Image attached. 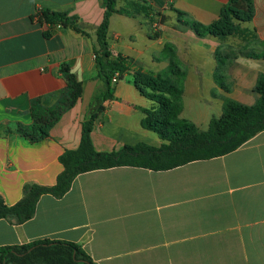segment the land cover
I'll list each match as a JSON object with an SVG mask.
<instances>
[{
	"label": "crops",
	"instance_id": "obj_1",
	"mask_svg": "<svg viewBox=\"0 0 264 264\" xmlns=\"http://www.w3.org/2000/svg\"><path fill=\"white\" fill-rule=\"evenodd\" d=\"M137 1L118 0L117 9ZM144 1L167 22L155 27L143 14L115 13L110 48L132 59L133 71L182 84L180 118L198 129L206 122L209 128L208 111L186 116L188 109H199L204 94L218 118L225 98L257 103L264 59L245 55L264 52V0H251L254 15L248 26L260 48L255 52L231 48L232 37L199 38L174 11L210 25L231 0ZM46 11L76 18L86 34L41 22L37 14ZM104 14V0H0V196L9 207L31 185H56L64 170L60 157L81 144L82 123L95 93L103 89L95 48ZM155 30L158 38H152ZM63 66L83 84L82 98L49 138L31 143L17 128L33 124V100L58 103L67 85ZM150 101L132 74L119 80L92 133L96 150L146 143L151 137L143 128L144 110L155 106ZM156 143L146 144L159 147L161 139ZM45 240L80 245L97 264H264V132L231 154L169 171L118 167L85 173L63 198L43 195L31 220L0 219V248Z\"/></svg>",
	"mask_w": 264,
	"mask_h": 264
},
{
	"label": "trees",
	"instance_id": "obj_2",
	"mask_svg": "<svg viewBox=\"0 0 264 264\" xmlns=\"http://www.w3.org/2000/svg\"><path fill=\"white\" fill-rule=\"evenodd\" d=\"M117 1L104 0L105 14L97 29L95 48L97 72L103 82V89L95 93L90 110L82 123L79 148L66 151L60 157L64 170L58 176L56 185L52 187L31 185L25 189V197L11 207L7 206L0 196V219L15 220L19 224L31 220L43 195L63 198L71 190L76 178L85 173L118 167H138L154 172L169 171L195 161L211 160L231 154L264 132V74L260 76L255 87L259 98L254 106L225 98L222 116L212 118L207 131L199 130L195 124L187 120L181 121L179 117L182 113L183 85L142 70L133 71V60L121 54H114L109 44L110 20L115 13L134 17L143 14L155 27L165 24L167 18L147 6L144 0H138L136 4L122 9H117ZM174 11L179 17V23L193 30L199 38L214 36L225 39L237 35L242 24H249L254 15L251 0H231L223 7L219 18L210 25L190 20L182 11ZM41 22L51 26L70 27L86 34L77 25V19L70 18L65 13L43 12ZM253 32L257 40L255 31ZM159 36L158 30L153 31L152 38ZM245 56L264 59V52ZM220 62L221 66H225L224 59ZM61 72L67 85L58 103L49 106L43 99L33 100L31 103L33 124L19 125L17 128V132L31 143L49 138L51 130L60 122L63 115L74 108L82 98L83 84L77 80L70 67L63 66ZM116 73H119L120 80L127 74H132L133 83L139 92L155 103L153 109L144 110L146 117L143 120V128L157 134L162 141L161 146L139 143L126 145L114 152L96 150L92 133L99 117L105 112L107 103L115 98L116 84L113 83V78ZM0 264L97 263L80 245L45 240L30 245L0 248Z\"/></svg>",
	"mask_w": 264,
	"mask_h": 264
},
{
	"label": "rangeland",
	"instance_id": "obj_3",
	"mask_svg": "<svg viewBox=\"0 0 264 264\" xmlns=\"http://www.w3.org/2000/svg\"><path fill=\"white\" fill-rule=\"evenodd\" d=\"M253 34H254L253 30L248 26V24H242L240 32H238L237 35H234V36H232V38H230V42L228 45L231 46V48H235V49H242V48L246 49L247 48L248 50L254 51L255 48L258 49V47H255V46H258L257 43H259V40H256ZM258 50H260V48ZM206 97L207 96L204 94L200 99L201 102L197 103V106L200 110L199 109L194 110V111H191L190 109L187 110V112H186L187 118L189 115H191V113L193 115L197 116V114L199 112L202 113L203 111H205V112L208 111L211 118H214V117L218 118L217 111L210 109V105L205 101ZM172 99H174V98L172 97ZM174 100L178 101L177 99H174ZM191 105H193V102H191ZM181 119L182 118H180V120ZM184 120H186V119H184ZM187 121H189V120H187ZM199 129L203 130V131L207 130L208 124L206 122H204L203 124L199 125ZM148 135L151 138L147 139L145 142L157 146L158 143H156V142L160 141V137L153 132H149Z\"/></svg>",
	"mask_w": 264,
	"mask_h": 264
},
{
	"label": "built area",
	"instance_id": "obj_4",
	"mask_svg": "<svg viewBox=\"0 0 264 264\" xmlns=\"http://www.w3.org/2000/svg\"><path fill=\"white\" fill-rule=\"evenodd\" d=\"M41 12H39L37 15V18L38 19H40V17H41ZM58 26H61V25H58ZM119 80H120V75H119V73H116V75L114 76V78H113V83L114 84H117L118 82H119Z\"/></svg>",
	"mask_w": 264,
	"mask_h": 264
}]
</instances>
